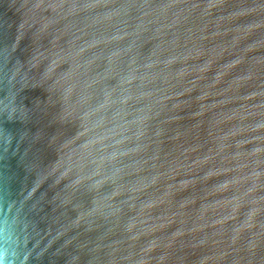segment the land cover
<instances>
[{
	"label": "water",
	"instance_id": "95a60500",
	"mask_svg": "<svg viewBox=\"0 0 264 264\" xmlns=\"http://www.w3.org/2000/svg\"><path fill=\"white\" fill-rule=\"evenodd\" d=\"M0 264H264V0H0Z\"/></svg>",
	"mask_w": 264,
	"mask_h": 264
}]
</instances>
